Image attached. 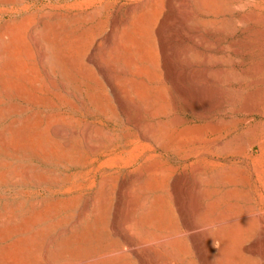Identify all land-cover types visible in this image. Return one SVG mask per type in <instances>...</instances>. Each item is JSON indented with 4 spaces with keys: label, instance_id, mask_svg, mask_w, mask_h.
Returning <instances> with one entry per match:
<instances>
[{
    "label": "rangeland",
    "instance_id": "1",
    "mask_svg": "<svg viewBox=\"0 0 264 264\" xmlns=\"http://www.w3.org/2000/svg\"><path fill=\"white\" fill-rule=\"evenodd\" d=\"M213 202L264 264V0H0V264H204Z\"/></svg>",
    "mask_w": 264,
    "mask_h": 264
},
{
    "label": "bare ground",
    "instance_id": "2",
    "mask_svg": "<svg viewBox=\"0 0 264 264\" xmlns=\"http://www.w3.org/2000/svg\"><path fill=\"white\" fill-rule=\"evenodd\" d=\"M160 32V31H159ZM94 58V57H93ZM93 62V61H92ZM249 105V104H248ZM245 107H247L246 109H244V110H242L243 112H244V116H245V118L242 120L243 122L244 121H246L247 120V118H248V116H250L253 112H252V109H254V108H252L251 109V107H250V109H248V106H247V104H246V106ZM252 107H254L253 105H252ZM240 110V111H241ZM255 110V109H254ZM235 118V117H234ZM239 118V117H238ZM232 120V119H231ZM227 121V120H226ZM233 121V120H232ZM236 121V120H235ZM234 121V122H235ZM160 122H162V121H160ZM164 122V121H163ZM241 122V121H240ZM226 123V122H225ZM229 123V122H228ZM161 124V123H160ZM165 124V123H164ZM232 124V123H231ZM163 125V124H162ZM153 126V125H152ZM150 129V128H149ZM152 129V128H151ZM251 129V128H250ZM147 130V129H146ZM249 130V129H248ZM150 131V130H149ZM149 131H148V133H149ZM151 132H153V131H151ZM147 133V134H148ZM154 133V132H153ZM246 133H248L249 134V131L248 132H246ZM146 134V133H145ZM152 134V133H151ZM150 133H149V135H151ZM257 134V133H256ZM165 135H167V134H165ZM243 136L245 135V134H242ZM146 136V135H145ZM153 135H151V137H152ZM169 136V135H168ZM144 137V136H143ZM147 137V136H146ZM156 137V136H155ZM240 137H241V135H240ZM168 138V137H167ZM148 139V138H147ZM242 139V138H241ZM159 140H160V138H159ZM234 140V139H233ZM233 140H232V142L231 143H234L233 142ZM212 141V140H211ZM210 141V142H211ZM230 141V140H229ZM228 141V143H230ZM238 141V140H237ZM255 141V140H254ZM184 142V141H183ZM182 142V143H183ZM230 143V144H231ZM240 143V142H239ZM225 144V143H224ZM244 144H246V141L244 142ZM229 145V144H228ZM233 145V144H232ZM237 145V144H236ZM226 146V145H225ZM238 146V145H237ZM236 146V147H237ZM255 144H252V145H250V150H254L255 149ZM222 147H224V146H222ZM240 147V146H239ZM158 148V147H157ZM227 148V147H226ZM225 148V149H226ZM230 148H231V145H230ZM230 148H228V149H230ZM176 149V148H175ZM187 149V148H186ZM224 149V148H223ZM223 149H222V151H223ZM224 149V150H225ZM232 149V148H231ZM230 149V150H231ZM242 150H243V148H241ZM220 150H221V148H220ZM230 150H228V151H230ZM234 150V149H233ZM232 150V151H233ZM239 150V149H238ZM249 150V149H248ZM219 151V150H218ZM237 152V151H236ZM239 152H240V150H239ZM223 153V152H222ZM249 161V160H248ZM152 169H154L153 167H151ZM226 169V168H225ZM228 169V168H227ZM234 169H237V168H234ZM166 170V169H165ZM171 170H173V169H171ZM238 170V169H237ZM226 171H228V170H226ZM232 171V170H231ZM238 172V171H236V170H233V172ZM232 173V172H230L228 175H225V173H224V175H221V176H219L220 177V180H221V183H225L226 185L227 184H229L230 186H231V188H230V190L229 191H227L226 193L229 195H227L226 193H225V195H227V198L229 199V197H230V199L232 198H235V199H237L236 197L237 196H240V194L243 192V194H244V191L246 190H241L240 188H239V185H241V183H240V180H239V178L240 177H238V176H240V175H238L237 176V174L236 173ZM165 173V172H164ZM186 173V172H185ZM173 175V174H172ZM219 175V174H218ZM254 175V174H253ZM212 176V175H211ZM247 177V176H246ZM246 177H244V180H246L245 178ZM254 177V176H253ZM210 178V177H209ZM215 178V177H214ZM213 178V179H214ZM180 179V178H179ZM183 179V178H182ZM181 179V180H182ZM185 179H186V176H185ZM203 179V178H202ZM219 179V178H218ZM249 178L247 177V180H248ZM251 179V178H250ZM215 180H216V178H215ZM246 180V181H247ZM180 181V180H179ZM186 181V180H185ZM197 181V180H196ZM249 181V180H248ZM174 182V181H173ZM177 182V181H176ZM190 182V181H189ZM200 181H198V183H199ZM214 182V181H213ZM216 182H217V180H216ZM250 182V181H249ZM182 183V182H181ZM174 184H175V182H174ZM247 184V183H246ZM176 185V184H175ZM177 186H178V184H177ZM184 186V185H183ZM193 186V185H192ZM196 186V185H195ZM171 187V186H170ZM186 187V186H185ZM197 187V186H196ZM190 188V187H189ZM181 190H183V189H181ZM185 190V189H184ZM192 190V189H191ZM201 190V189H200ZM190 191V190H189ZM198 191H199V189H198ZM177 192V191H176ZM190 192H192V191H190ZM184 193V192H183ZM186 193V192H185ZM199 193V192H198ZM197 193V194H198ZM217 193V192H216ZM220 193V192H219ZM187 194V193H186ZM201 194H203V193H201ZM171 195V194H170ZM179 195H181V194H179ZM193 195V194H192ZM198 196H201V195H198ZM203 196V195H202ZM176 197V196H175ZM181 197H183V195L181 196ZM186 197V196H185ZM184 197V198H185ZM243 197L245 198V201L247 200V202L248 203H251V201H252V199H251V197L249 196H247V195H243ZM243 197H241V198H243ZM191 198V197H190ZM205 198V197H204ZM192 199V198H191ZM180 200V199H179ZM182 200V199H181ZM194 200V199H193ZM192 200V201H193ZM198 200V199H197ZM196 200V201H197ZM191 201V202H192ZM178 202V201H177ZM181 202V201H180ZM186 202V201H185ZM188 202V201H187ZM191 202H188V203H191ZM196 203V202H195ZM207 203V202H206ZM180 204V203H179ZM179 204H177V205H179ZM198 204H200V203H198ZM203 204V203H202ZM176 205V206H177ZM185 205H186V203H185ZM196 205H197V203H196ZM195 205V206H196ZM207 205H209V207H205V218H204V221H203V223H201L202 222V220L199 222V223H197L196 222V220L193 218H191V220H189V221H191V223L187 226V230L189 231V233L187 232V234H190V241H191V243L193 244V246H194V248H195V250L197 251V253H199V255H200V258L204 261L203 263L204 264H215V261H214V259H215V252H216V248H217V244H221L222 243V245H221V248H220V250H219V259H220V262H221V264H230V241H231V237L233 236V234L235 233V232H237L238 230H243L244 228L247 230V231H249V227H250V223H253V220L254 219H252L251 220V218H253V217H255L256 218V220H258V221H260V223H263V218H262V216L260 215L261 214V212L259 211V213L260 214H258V208L259 207H256L255 205L254 206H252V205H246L247 206V209L245 210V211H241L240 209H237V208H235V206H237V204H234V206L233 205H231V206H233V207H230V208H227V210H225V211H223L222 213L221 212H219L218 210H217V204H216V202H213V204H211V206H210V204H207ZM163 206V205H162ZM187 206V205H186ZM190 206H193V205H190ZM199 206V208L197 207V209H199V211L201 212L202 210L200 209V205H198ZM202 206V205H201ZM204 206V205H203ZM240 206V205H239ZM178 208V207H177ZM191 209H193V208H191ZM185 210H187V209H185ZM192 211V210H191ZM190 211V212H191ZM194 211V210H193ZM197 211V210H196ZM221 211V210H220ZM179 212V211H178ZM184 212V211H183ZM189 212V211H188ZM198 212V211H197ZM199 212V213H200ZM195 213V212H194ZM194 213L192 214V216L194 215ZM179 214V213H178ZM199 215H201V214H199ZM190 216V215H189ZM197 216V215H196ZM188 217V216H187ZM191 217V216H190ZM185 219V218H184ZM187 219V218H186ZM186 220H184V222H185ZM120 225V224H119ZM252 225V224H251ZM120 226H122V225H120ZM138 226V225H137ZM155 226V225H154ZM182 226V225H181ZM263 226V225H262ZM253 228H254V226H253ZM264 228V227H263ZM263 230V229H262ZM124 231V230H123ZM253 231V230H252ZM179 232V231H178ZM190 232H192V233H190ZM175 233H177V232H175ZM184 235V234H183ZM255 236V235H254ZM133 237V236H132ZM137 237V236H136ZM123 238V237H122ZM260 240H261V244L262 245H264L263 243H264V232H261L260 233ZM133 241V240H132ZM140 241V240H139ZM128 242H130L129 240H128ZM245 242V241H244ZM259 242V241H258ZM189 243V242H188ZM133 244V243H132ZM181 244V243H180ZM258 245H260L259 243H257ZM189 245H190V243H189ZM181 246V245H180ZM191 246V245H190ZM162 247V246H161ZM182 247V246H181ZM187 247V246H186ZM130 248V247H129ZM243 249V248H242ZM136 250V249H135ZM146 250V249H145ZM134 251V250H133ZM137 251H138V249H137ZM161 251V250H160ZM195 251V252H196ZM242 251V250H241ZM246 251L247 252H251V250H250V248H248V247H246ZM255 251V250H254ZM147 252V251H146ZM153 252V251H152ZM187 252V251H186ZM190 252V251H189ZM253 252V251H252ZM175 253V252H174ZM132 254V253H131ZM139 254V253H138ZM137 254V255H138ZM146 254V253H145ZM185 254V256H187L186 254L187 253H184ZM133 255V254H132ZM149 255V254H148ZM179 255V254H178ZM178 255L176 256V254H175V256L176 257H178ZM141 256V255H140ZM235 256V255H234ZM237 256V255H236ZM147 257V256H146ZM159 257V256H158ZM157 257V258H158ZM236 258V257H235ZM147 259H148V257H147ZM154 260V259H153ZM153 260H152V262H153ZM156 261V260H155ZM159 261V260H158ZM238 262H239V259L237 260ZM144 262V261H143ZM151 262V261H150ZM158 263V262H157ZM162 263V262H161ZM202 263V262H201ZM149 264V263H148ZM160 264V263H159Z\"/></svg>",
    "mask_w": 264,
    "mask_h": 264
}]
</instances>
